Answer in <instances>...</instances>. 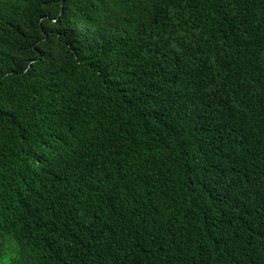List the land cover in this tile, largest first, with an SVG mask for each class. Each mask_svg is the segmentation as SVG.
Returning a JSON list of instances; mask_svg holds the SVG:
<instances>
[{
    "label": "trees",
    "instance_id": "1",
    "mask_svg": "<svg viewBox=\"0 0 264 264\" xmlns=\"http://www.w3.org/2000/svg\"><path fill=\"white\" fill-rule=\"evenodd\" d=\"M0 264H264V0H0Z\"/></svg>",
    "mask_w": 264,
    "mask_h": 264
}]
</instances>
